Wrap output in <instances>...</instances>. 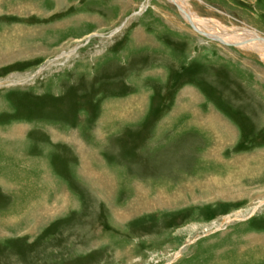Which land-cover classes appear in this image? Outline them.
I'll return each instance as SVG.
<instances>
[{
	"label": "rangeland",
	"instance_id": "obj_1",
	"mask_svg": "<svg viewBox=\"0 0 264 264\" xmlns=\"http://www.w3.org/2000/svg\"><path fill=\"white\" fill-rule=\"evenodd\" d=\"M187 2L264 36V0ZM0 264H264V57L169 0H0Z\"/></svg>",
	"mask_w": 264,
	"mask_h": 264
},
{
	"label": "bare ground",
	"instance_id": "obj_2",
	"mask_svg": "<svg viewBox=\"0 0 264 264\" xmlns=\"http://www.w3.org/2000/svg\"><path fill=\"white\" fill-rule=\"evenodd\" d=\"M169 1L178 5L182 15L185 17V19L190 24H192V26H193V28H194V30L196 32H200L201 31L203 34H205V35H207V36H209L211 38L223 41V42L228 43V44L243 43V45L249 47L252 51L254 50V51L258 52L262 57H264V36L261 35L259 32L253 31V30H249V29H239V28L227 29V28H224V27H222L221 25H219L218 23H216L213 20L203 19L202 17H200L195 11L192 10V8L189 5V3L187 2V0H169ZM9 6H10V3H9ZM219 166H221V165H219ZM232 167H233V165L230 164L229 166H227L225 168H218L217 170L215 169L216 170V171L214 170L215 171V175L218 176L220 173H223V170H224V173H226L228 175V177H234L235 176V177H237V180H239L242 175H246L247 172H248V171H246V167L245 168H240L238 170L237 169H233ZM239 167H241V166H239ZM235 177L232 178V179H235ZM246 178H247V176H246ZM213 181H215V179ZM181 183L183 185V182H181ZM213 184H215V185H214L213 188L211 187L212 189L210 187H209L210 188L209 190L207 189V192H206L207 193V198L211 197L213 199L214 198L216 199L217 197H219V198H223L224 199V198H227V197H231V196L233 197L234 196V192L235 191H234V188H231L232 185H230V187H229V185L227 187H222L221 185L217 186L216 182L212 183L210 185H213ZM161 188L163 189V187H161ZM165 190H168V189L165 188ZM165 190H162V191L160 190L159 191V195L160 194L161 195L155 200H152V201H148L147 200V202H141V203L138 202L139 205H140L138 209L141 210L144 207H146V208L149 207L150 208V207H153V206H156V205H159V206L160 205H166V206L167 205H172V204H175L176 202H178V201L183 199L182 198L180 200H175V199L169 198L168 195L167 196L162 195L161 192H163ZM38 194H39V192H38ZM166 194H168V193H166ZM181 194H183V192ZM196 196H197V194H196ZM198 197H201V196H198ZM202 198H204V197H202ZM211 198H209V199H211ZM194 199H195V197H194ZM241 217H242L241 212H238V213L226 216L224 218V221L225 222H229V221H232V220H235V219H240Z\"/></svg>",
	"mask_w": 264,
	"mask_h": 264
}]
</instances>
